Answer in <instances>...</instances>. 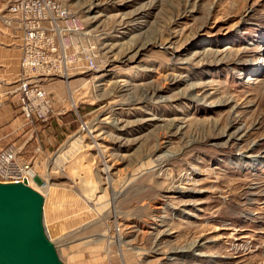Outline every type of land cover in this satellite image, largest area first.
<instances>
[{"label":"rangeland","instance_id":"374dc122","mask_svg":"<svg viewBox=\"0 0 264 264\" xmlns=\"http://www.w3.org/2000/svg\"><path fill=\"white\" fill-rule=\"evenodd\" d=\"M54 1L96 65L41 81L45 121L0 76L29 127L0 150L33 169L62 264H264V0ZM23 31L0 0L21 53ZM53 115L60 138L33 142Z\"/></svg>","mask_w":264,"mask_h":264},{"label":"built area","instance_id":"2783aa9c","mask_svg":"<svg viewBox=\"0 0 264 264\" xmlns=\"http://www.w3.org/2000/svg\"><path fill=\"white\" fill-rule=\"evenodd\" d=\"M11 10L24 30L20 71L12 92L17 94V104L27 121H45L51 112V103L41 81L68 74L69 64L74 61L81 60L89 69L96 63L84 48L79 56L70 58L73 52L68 48L83 27L77 17L54 0H11ZM18 157L13 146L0 150L1 183L28 181L30 166Z\"/></svg>","mask_w":264,"mask_h":264},{"label":"water","instance_id":"95a60500","mask_svg":"<svg viewBox=\"0 0 264 264\" xmlns=\"http://www.w3.org/2000/svg\"><path fill=\"white\" fill-rule=\"evenodd\" d=\"M43 195L23 182H0V264H62L43 225Z\"/></svg>","mask_w":264,"mask_h":264},{"label":"crops","instance_id":"0c3cea01","mask_svg":"<svg viewBox=\"0 0 264 264\" xmlns=\"http://www.w3.org/2000/svg\"><path fill=\"white\" fill-rule=\"evenodd\" d=\"M19 39H12L7 33L0 34V76L4 79H13L15 77L17 79L20 71V56L22 54ZM1 85L5 87L6 83L3 82ZM3 92H0V97ZM16 106V102H13V99H0V146L7 142L6 138L12 140L8 136L18 137L15 140V143L18 144L29 133V127L24 125L23 118L19 114V109L15 108ZM52 118L49 122L38 126L36 138L33 142H39L41 139V142L43 141L44 143L51 140L56 141L57 138H60L55 125L58 120L60 123L61 121L56 115H53Z\"/></svg>","mask_w":264,"mask_h":264},{"label":"bare ground","instance_id":"6f19581e","mask_svg":"<svg viewBox=\"0 0 264 264\" xmlns=\"http://www.w3.org/2000/svg\"><path fill=\"white\" fill-rule=\"evenodd\" d=\"M144 45V44H143ZM19 64H20V62H19ZM19 68H20V66H19ZM69 74V73H68ZM68 74H66V75H63V77H65V78H67L66 76H68ZM106 171V170H105ZM27 173L29 174V179H28V181H27V183H28V185L29 184H31L32 183V177L34 176V172H33V169H28L27 170ZM26 181V180H25ZM30 186V185H29ZM39 192V191H38ZM42 194V193H41ZM43 208H44V205H43ZM44 210V209H43ZM48 236V235H47Z\"/></svg>","mask_w":264,"mask_h":264}]
</instances>
